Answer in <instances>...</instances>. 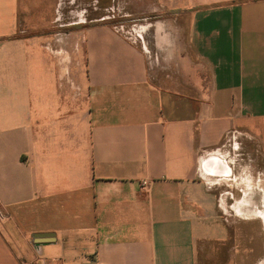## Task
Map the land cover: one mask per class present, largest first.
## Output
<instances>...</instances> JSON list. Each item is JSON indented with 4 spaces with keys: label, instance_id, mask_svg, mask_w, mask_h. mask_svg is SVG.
<instances>
[{
    "label": "crops",
    "instance_id": "obj_1",
    "mask_svg": "<svg viewBox=\"0 0 264 264\" xmlns=\"http://www.w3.org/2000/svg\"><path fill=\"white\" fill-rule=\"evenodd\" d=\"M261 239L264 0H0V264H264Z\"/></svg>",
    "mask_w": 264,
    "mask_h": 264
},
{
    "label": "rangeland",
    "instance_id": "obj_2",
    "mask_svg": "<svg viewBox=\"0 0 264 264\" xmlns=\"http://www.w3.org/2000/svg\"><path fill=\"white\" fill-rule=\"evenodd\" d=\"M119 8L122 9V11H124V9H125V7H123L121 5H119ZM137 9H140L139 5L133 7V13L139 15L140 11H137ZM137 15H135V16H137ZM133 23H135V22H132V24ZM46 24H47V27H48L49 26V22H46ZM42 27H45V22H44ZM261 200L263 201V197H262ZM246 248H248V250L244 251L246 260H248V259H250L252 257V256L249 257L250 254L256 255L258 253L261 256H264V240L263 239L260 240L259 244L258 243L250 244V245H247ZM42 259H43V257L41 256L40 260H42ZM246 263L247 264H252V261H246Z\"/></svg>",
    "mask_w": 264,
    "mask_h": 264
},
{
    "label": "water",
    "instance_id": "obj_3",
    "mask_svg": "<svg viewBox=\"0 0 264 264\" xmlns=\"http://www.w3.org/2000/svg\"><path fill=\"white\" fill-rule=\"evenodd\" d=\"M48 236H49L48 234H37L34 236V242L36 244L43 243V242H45V240L43 238L48 237Z\"/></svg>",
    "mask_w": 264,
    "mask_h": 264
}]
</instances>
